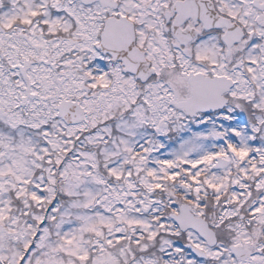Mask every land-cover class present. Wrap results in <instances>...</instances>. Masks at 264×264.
<instances>
[{
	"label": "snow or ice",
	"instance_id": "obj_1",
	"mask_svg": "<svg viewBox=\"0 0 264 264\" xmlns=\"http://www.w3.org/2000/svg\"><path fill=\"white\" fill-rule=\"evenodd\" d=\"M0 264H264V0H0Z\"/></svg>",
	"mask_w": 264,
	"mask_h": 264
}]
</instances>
